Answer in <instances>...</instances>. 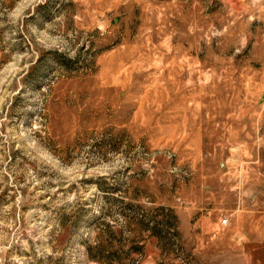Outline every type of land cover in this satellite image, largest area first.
<instances>
[{
  "label": "rangeland",
  "instance_id": "1",
  "mask_svg": "<svg viewBox=\"0 0 264 264\" xmlns=\"http://www.w3.org/2000/svg\"><path fill=\"white\" fill-rule=\"evenodd\" d=\"M170 263L264 264V0H0V264Z\"/></svg>",
  "mask_w": 264,
  "mask_h": 264
},
{
  "label": "trees",
  "instance_id": "2",
  "mask_svg": "<svg viewBox=\"0 0 264 264\" xmlns=\"http://www.w3.org/2000/svg\"><path fill=\"white\" fill-rule=\"evenodd\" d=\"M158 238H159V236H158ZM161 240V239H160ZM170 264H172V263H170Z\"/></svg>",
  "mask_w": 264,
  "mask_h": 264
}]
</instances>
